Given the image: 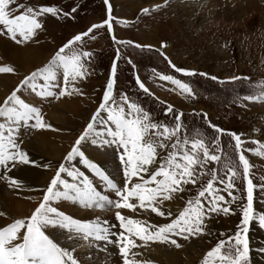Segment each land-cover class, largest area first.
Wrapping results in <instances>:
<instances>
[{
  "label": "snow or ice",
  "instance_id": "6c2138e0",
  "mask_svg": "<svg viewBox=\"0 0 264 264\" xmlns=\"http://www.w3.org/2000/svg\"><path fill=\"white\" fill-rule=\"evenodd\" d=\"M103 2L107 5L108 16L102 23H94L72 35L47 62L24 75L0 102V168L3 170L0 180L7 182L10 188L22 187V181L11 175L13 169L35 164L23 147L21 132L27 134L30 130L51 127L45 122L41 108L28 97L60 100L85 95L82 84L94 71L93 52L84 50L85 43L95 40L94 30L105 26L108 33H113L112 5L109 0ZM172 2L163 0L162 4L143 8L141 12L148 14ZM208 2L189 0L197 12L203 10ZM76 12L77 7L68 12L54 5L31 6L20 3V0H0V35L17 44L26 43L37 36L47 16L74 18ZM116 23L125 21L116 20ZM112 41L118 46L133 44L132 41L117 40L114 34ZM134 47L141 51L152 50L151 45L137 43ZM165 47L161 42L156 51L176 73L189 77L195 75L193 70L177 67L163 51ZM119 59L132 64L131 59L122 56L118 47L98 106L63 161L55 167L49 182L39 189L42 197L37 206L30 215L10 218V222L0 226V264H94L93 250L96 260L100 253H104V264H109L107 257L116 256L109 252V245L118 250L122 264H154L146 257L152 244L182 249L185 243L205 237H214L215 243L205 251L199 264H250V222L255 221L264 229V211L257 212L254 208V200L258 198L264 204V176L260 177L262 183L259 185L253 182L250 178L253 165L244 153L252 152L264 157V142L244 140L243 134L226 132L211 123L207 112L195 109L191 115L202 118L217 135L209 138L199 129L189 135L188 126L182 119L185 113L164 101H160L164 105V118H154L137 99L117 90ZM261 63L264 64V60ZM12 72L14 68L11 66L0 67V73ZM153 72L159 80L173 85L185 100L198 98L189 83L155 69ZM199 75L207 74L201 72ZM210 78L218 80L216 76ZM241 80L253 94H237L234 103L245 107V101L264 102V79L252 83L249 76L233 75L219 80V83L223 85ZM135 84L144 94L153 96L139 76L135 77ZM168 118L170 122H166ZM224 135L235 142L238 164L220 146ZM86 142L97 150L112 151L122 172L120 181L115 180L98 161L86 155L82 150ZM247 143L257 147L245 148ZM229 148H232L231 144ZM77 158L79 164L105 186L104 191L98 190L94 181L74 166ZM44 167L51 169L53 166L46 164ZM205 177H208L206 184L202 183ZM237 181H241L242 189ZM257 188L259 197L254 196ZM193 189L195 195H192ZM222 193H226L227 198ZM177 201L182 206L174 208ZM64 202L86 210L114 209V220L76 218L60 209V203ZM234 208L239 209L241 217L235 230L214 232L212 221L221 215L234 214ZM122 210L137 215L154 214L155 218H133ZM5 215L0 211V218ZM81 250H87L85 259L78 255ZM259 251L264 253V247Z\"/></svg>",
  "mask_w": 264,
  "mask_h": 264
},
{
  "label": "rangeland",
  "instance_id": "374dc122",
  "mask_svg": "<svg viewBox=\"0 0 264 264\" xmlns=\"http://www.w3.org/2000/svg\"><path fill=\"white\" fill-rule=\"evenodd\" d=\"M115 1L117 2L119 0ZM115 1L112 2V0H109V3L112 5V16L114 18L111 21L113 25V33H108L105 26L104 28L94 30L93 34L96 36L95 40H87L85 43L84 50L93 52L94 59L92 61V68L94 71L93 74L83 82L82 87L86 88L88 83L92 82L93 86H96L95 88H99V98L97 103L94 105L95 108L98 106L99 100L102 97V90L111 68V62L116 58V51L119 47V51L122 56L131 59L132 64H128L125 59L118 60L117 90L127 93L133 99H137L142 106L150 110L154 118H164V105L160 104V101L171 103L176 109L185 113L182 119L188 126L189 135L193 133V130L199 129L207 137L214 138L217 135L214 130L208 128L202 118L193 117L191 115L194 107L201 106L210 112L208 114L210 116L209 119L211 123L216 124L226 132L232 131L238 134H243L242 139L244 140L250 141L251 139H257L264 142V135L261 136L262 132H260V126L257 124L264 123V102L245 101L244 104L246 106L240 107L233 102L234 96L237 94H253L247 84L243 80L223 85L219 83V80H225L233 75L249 76L252 83H256L259 80L264 79V64L261 63V61L264 60V24H262L260 20V13L264 10L263 1L257 2L259 3L258 6H252L251 8L246 7L240 14L236 15L237 17L234 16V18L224 17L223 13L216 15L214 13L211 14L209 5L214 0H209L207 6L198 12L196 7L189 3V0H184L183 3L181 0H173L169 6L161 8L157 11H152L148 14L142 13L141 10L143 8L138 10L137 7L142 4H146L149 0H127L129 1L128 6L130 7L121 3H116ZM20 3L31 6L54 5L61 8L63 11L68 12H70L73 7H77V12L74 14V18H55L50 15L47 16L44 20V27L38 32L37 36L29 42L17 44L7 36L0 35V38L7 40L8 43L16 45L20 48L25 46L27 47L29 45L33 47L40 39L49 40V45L53 48L52 53L46 59V62L72 35L86 30L94 23H102L108 16L107 5L104 4L103 0H20ZM113 4L118 10L116 11L117 13L115 12ZM177 4H183L181 7H186L189 10L188 15L180 13V11H178ZM127 17H130L131 19L129 20ZM116 20H122L125 21V23H116ZM168 27L174 30L172 34H170L166 29ZM147 32L150 34V38L147 39L155 43L159 41L158 45H151V51L148 49L141 51L140 49L135 48L134 45L137 43L141 45H150L142 44L143 34L145 36V33ZM113 34L117 40L132 41L133 44L126 47L118 46L112 41ZM161 42H164L166 47L170 45V52H165L166 47L163 51L177 67L193 70L195 75L189 77L184 76L181 73H176L174 69L169 66L167 61H165L156 51V49L160 47ZM208 47L217 48V51L221 53L224 58L218 57L215 59L212 55H207L206 53L210 49ZM186 55L189 58L188 60H186ZM175 58H178V60ZM174 59L176 60V63L173 61ZM183 61H186L187 63L189 62L193 69L185 67L186 62L184 63ZM8 64H10V62L0 63V67L11 66L14 68V72L0 73V76L11 78L12 81L14 77H19L16 85L24 75L29 74L34 70H26L23 69L24 67L22 68L20 66ZM133 65H135V68H133ZM153 69L162 74L174 75L177 79H181L182 81L189 83L196 92L198 98L196 100H185L182 95L178 94V90H174L173 85L159 80V77L154 74ZM201 72L206 73L207 75L200 76L199 73ZM147 73L149 74V78L151 77V83L146 82L147 80L149 81V78L146 80L147 76L145 75ZM136 76L140 77L141 82L145 84L151 93L154 92L153 96H147V94H144L142 90L138 89V86L135 84ZM211 76L218 77V80H212L210 78ZM150 84H153L156 89ZM16 85H14V88ZM160 93H162L163 96L160 95ZM172 94L177 95L174 102L171 101L173 99ZM33 97L34 96L28 97V99L34 103H39V106L37 104L36 106L41 108L45 120L47 112L50 110V105H57L60 101L64 100V98H61L60 100H56L54 98L41 100L37 98L38 100H35V97ZM90 97L91 96L86 94L82 96L83 103L82 105L78 104L80 109H83L82 111L80 110V113H87L90 109L92 99V97L91 99ZM95 108L92 109L89 115H86V117H88L87 119H90L91 113L95 110ZM205 109L201 110L206 112ZM199 111L197 110V112ZM82 114L80 115L81 118L83 117ZM79 120L80 119H78L76 123H71V120H68L67 123H65V127H67V129L61 134L66 135V139H69L68 137H71V135L76 132V129L79 126ZM45 122L49 123L47 120ZM87 122L88 121H86V124ZM166 122H170V118H168ZM86 124H84L83 127H85ZM83 127L78 128L79 130L75 133L72 140L69 141L70 145L64 152L61 160H58V163L63 161L64 156L70 150L72 144L75 142V139L83 131ZM253 129H258L259 131L254 132ZM42 130L43 129L30 130L27 134L30 135L32 133L31 135H33L38 132L41 133ZM46 131H50V128H46ZM234 143L235 142L231 140V137L224 135L221 138L220 146L224 151L228 152V154L231 155L238 164V159L235 157L234 152ZM229 144L232 145L231 149L229 148ZM244 147L256 148L257 146L247 143ZM82 150L85 151L87 156H89L84 147ZM107 154L110 156L109 159H112L114 167L117 169L116 176H112V174H110L113 178H116L117 181H120L122 179V172L120 170L118 160L113 155L111 150L107 151ZM244 154L250 164L253 165L251 168L252 175L250 178L253 179L255 184L259 185L262 183L260 177L264 176V157L257 156L252 152H245ZM103 157L105 158L106 155H103ZM252 160L258 161V163H253ZM54 161H50L48 164L53 165ZM58 163L54 165V169L58 166ZM74 163L75 167L80 168L81 171H84L85 174L94 181L98 190H105V186L97 178L92 176V174L89 173L83 165L79 164L78 158L74 161ZM103 168L109 173V167L103 166ZM2 174L3 170L0 168V175ZM53 174L54 170L51 175ZM207 178L208 177H205L202 183L206 184ZM68 179L70 180L71 178ZM49 180L50 179H48L47 183ZM0 183H4L6 189H11L5 181L0 180ZM47 183L44 184V187ZM237 185L242 189L241 181H237ZM108 194L110 196L114 195L112 193ZM222 194H224L227 198L226 193ZM192 195H195V189H193ZM254 196L259 197L258 188L254 191ZM41 197L42 193H39L37 198L32 194H13V198L24 203L23 206H14V209L16 208V218L30 215V213L37 206ZM59 207L67 214H71L76 218L91 219L99 217L102 220H114V209L86 210L78 205L72 204L71 202L60 203ZM254 208L257 212L264 211V204H261L259 198L254 200ZM122 212L124 214L132 215L133 218L149 220L155 218L154 214H151V216L148 214L137 215L131 213L129 210H122ZM230 216L231 215L225 217L221 215L217 219L213 220L212 228L214 232L219 233L220 231H234L241 218L239 209L234 208V214H232L231 217ZM252 228H255L257 232L263 234L264 236V229L260 228L255 221L250 222L248 236L251 248L255 247L252 245L251 240ZM194 241L201 242L203 244L202 247H205L200 250V257H198L197 261L192 263L199 264V260L202 258L205 251L214 245L215 238L205 237L202 240L197 239ZM181 243L185 242L181 241ZM187 245L188 243H185V246L182 249H176L173 247L170 250L176 251L177 253L182 252ZM157 249H159V251L160 249L161 251H165L169 248L166 245L152 244L146 252V257L151 259V256L153 257V253H155ZM108 250L109 252L116 254L115 257H107L109 264H122L118 256V250L111 245L108 246ZM262 256H264V253ZM105 259L106 257L104 254V258L100 260L99 264H104ZM255 263L256 261L252 257V253L250 251V264Z\"/></svg>",
  "mask_w": 264,
  "mask_h": 264
},
{
  "label": "bare ground",
  "instance_id": "6f19581e",
  "mask_svg": "<svg viewBox=\"0 0 264 264\" xmlns=\"http://www.w3.org/2000/svg\"><path fill=\"white\" fill-rule=\"evenodd\" d=\"M113 1L115 0H112V2ZM262 1L264 2V0H214L209 5L210 8L209 10H211L210 11L211 14L214 13L216 15L223 13L224 17L234 18V16L237 17L236 15L240 14L246 7L251 8L252 6H258L259 3L257 2H262ZM116 3H121L127 7H130L128 6L129 1L127 0H119ZM162 3L163 0H149L146 4H142L139 7H137V9L140 10L141 8H146V7L151 8L154 5H158ZM182 5L183 4L180 5L177 4L178 11H180V13L182 14L185 13L188 15L189 10L186 7L182 8L181 7ZM113 7L115 8V12L118 11L114 4ZM127 19L130 20L131 18L127 17ZM260 20L262 24H264V10H262L260 13ZM166 29L170 34H172V32L174 31L172 28L169 27ZM149 35L150 34L148 32L145 33V36L143 34L142 44L158 45L159 41L155 43L147 39L150 38ZM29 46L20 48L16 45H12L8 43L7 40L0 38V63L10 62V64L12 65L20 66L22 68L24 67L23 69L33 70L38 66H42L46 62V59L52 53V48H53L51 45H49V40H45V39L43 40L40 39L38 42L34 44L33 47L31 46L29 47ZM169 47L170 45H168L165 48V52L167 51L170 52ZM208 48L210 49L206 53L207 55L208 54L212 55V57H214L215 59H217L218 57L224 58L222 57L221 53L217 51V48L215 47L214 48L208 47ZM175 59L178 60V58ZM175 59L173 61L176 63ZM188 59L189 58L187 57L186 60ZM183 62L185 63L186 61ZM185 67L193 69L192 65L189 62L185 63ZM18 78L19 77H14L12 81L11 78L0 76V102H2L3 99L8 94H10V92L14 88V85H16ZM95 87L96 86H93L92 82H89L88 86L86 88H83L84 93L92 97V99L90 97L91 107L87 113L85 112L86 114L80 113L83 109H80V107L78 106V104L82 105L83 103L82 96L64 97V100L60 101L57 105H53V106L50 105V110L47 112L46 120L51 125L50 131H46V129L45 130L43 129L41 133L38 132L33 135H31L32 133L28 135L21 132V135L23 136L24 139L23 147L29 154L30 159L32 161H35V164L30 163L28 165H23L20 168L19 167L15 168L11 172V175L13 177L22 181L21 188L19 189L11 188L9 190L5 188L4 183H0V211L6 214L5 217L0 218V225H4L10 222V218H16L17 214L15 213L16 208L14 209V206L17 205L23 206L24 204L22 201L19 200L17 201L15 198H13V194H32L36 198L37 195H39V193L41 194L39 189H42V187H44V184L47 183L48 179H50V177L52 176L51 174L54 170V165L57 164L58 160H61V158L63 157L64 152L67 150V148L70 145L69 141H71L72 138L75 136V133H77V131L79 130L78 128H82L84 124H86V121L89 120L87 119L88 117H86V115L87 114L89 115L92 109L95 108L94 105L97 103L99 98L98 97L99 88H95ZM160 95H162V93H160ZM172 96L173 99L171 101L174 102L176 100L175 97L177 95L172 94ZM34 99L38 100L37 98ZM35 104L39 106L38 102H35ZM194 109L196 111L197 110L199 111L205 108L199 106V107H194ZM206 112L210 113L208 110H206ZM81 114L83 116L82 118L80 117ZM78 119L80 120L76 132H74L73 135H71V137H68L69 139H66L67 138L66 135L61 134L62 132H64V130L66 131L67 129V127H65L66 126L65 123H67L68 120H71V123L73 122L76 123ZM257 124L260 126L259 127L260 132H262L261 136H263L264 123H257ZM84 148L87 150L90 158H92L94 161H98L102 166L109 167L108 168L109 173H111L112 176L117 175V169L114 167V163L112 162V159H109L110 156L107 154V152H105L102 149L97 150V148L92 146L90 142H86L84 144ZM103 155H106V157L104 158ZM50 161H54L53 165L51 164L53 167L51 169L45 168L44 165L48 164ZM253 163H258V161L254 160ZM114 179L116 180V178ZM179 206H182L181 202L179 201H177L173 205L174 208ZM251 233H252L251 234L252 245L255 246L251 248L252 257L256 261L255 264H264V256H262L263 253L259 251L261 247H264V236L263 234L257 232L255 228H252ZM202 245L203 244L201 242H196L193 240L191 243H188V245L184 248L182 252H178V253L176 251H171L170 249H166L165 251H161V249L159 251V249H157V251L153 253V257L151 256V260L155 264H192L197 261L198 257H200L199 254L200 250L205 248L202 247ZM78 255H80L81 259H85L87 255V250H81L78 253ZM95 257H96V253L95 250H93L94 264H99L100 260L104 258V253L99 254L98 260H96ZM89 264H92V262H89Z\"/></svg>",
  "mask_w": 264,
  "mask_h": 264
},
{
  "label": "crops",
  "instance_id": "0c3cea01",
  "mask_svg": "<svg viewBox=\"0 0 264 264\" xmlns=\"http://www.w3.org/2000/svg\"><path fill=\"white\" fill-rule=\"evenodd\" d=\"M145 76H147V78H146V80L149 78V74L147 73ZM150 79H151V77L149 78V81L147 80L146 82H148V83H151L150 82ZM151 85V84H150ZM151 86H153L155 89H156V87L152 84ZM158 88V87H157Z\"/></svg>",
  "mask_w": 264,
  "mask_h": 264
}]
</instances>
